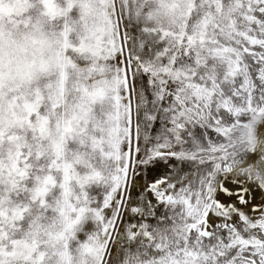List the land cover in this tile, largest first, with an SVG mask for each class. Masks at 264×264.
Listing matches in <instances>:
<instances>
[{
	"label": "snow or ice",
	"instance_id": "1",
	"mask_svg": "<svg viewBox=\"0 0 264 264\" xmlns=\"http://www.w3.org/2000/svg\"><path fill=\"white\" fill-rule=\"evenodd\" d=\"M0 264H264V0H0Z\"/></svg>",
	"mask_w": 264,
	"mask_h": 264
}]
</instances>
